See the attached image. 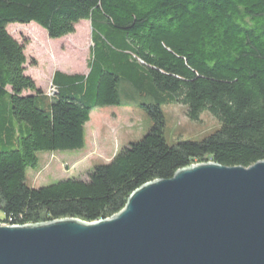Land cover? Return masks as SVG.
Listing matches in <instances>:
<instances>
[{"label": "trees", "instance_id": "1", "mask_svg": "<svg viewBox=\"0 0 264 264\" xmlns=\"http://www.w3.org/2000/svg\"><path fill=\"white\" fill-rule=\"evenodd\" d=\"M125 5L136 18L115 26L111 13L121 20L130 17ZM85 19L92 25L88 72L57 69L47 91L27 73L26 44L12 35L9 24L35 21L61 38L75 33ZM158 37L181 44L193 67L219 69L244 88L171 72ZM171 101L186 104L194 119L209 109L222 125L202 140L171 144L163 109ZM111 105L144 111L152 121L144 137L97 162L85 178L40 187L29 183L28 169L43 163L46 153L83 148L92 110ZM260 160L264 0H0L2 222L105 219L121 211L134 190L180 168L207 161L250 166Z\"/></svg>", "mask_w": 264, "mask_h": 264}, {"label": "water", "instance_id": "2", "mask_svg": "<svg viewBox=\"0 0 264 264\" xmlns=\"http://www.w3.org/2000/svg\"><path fill=\"white\" fill-rule=\"evenodd\" d=\"M0 264H264V160L180 168L105 219H0Z\"/></svg>", "mask_w": 264, "mask_h": 264}, {"label": "rangeland", "instance_id": "3", "mask_svg": "<svg viewBox=\"0 0 264 264\" xmlns=\"http://www.w3.org/2000/svg\"><path fill=\"white\" fill-rule=\"evenodd\" d=\"M125 8L130 12L127 21L110 14L115 26L124 27L136 18L132 8L126 5ZM8 29L14 37L26 44L27 73L34 76L47 91L52 89L53 73L57 69L87 72L92 44V25L89 20H82L75 33L61 38L51 37L35 21L14 22L9 24ZM156 43L164 51L165 60L171 62V72L187 78L232 81L238 88H244L239 79L227 77L219 69L211 70L206 65L193 67L186 60L185 48L170 38L158 37ZM32 58H36L38 64H33ZM163 109L167 118L166 137L171 144L179 139L202 140L222 125L219 117L209 109H205L198 119L189 116L188 106L184 103L171 101L164 103ZM151 122L150 117L138 107L111 105L94 108L86 124L85 146L60 150L58 155H51L48 162H55L52 163L53 167L45 166L42 162L37 167H30L29 183L40 187L69 177L85 178L97 162L110 160L120 148L143 138ZM3 217L4 213L0 211V218Z\"/></svg>", "mask_w": 264, "mask_h": 264}, {"label": "crops", "instance_id": "4", "mask_svg": "<svg viewBox=\"0 0 264 264\" xmlns=\"http://www.w3.org/2000/svg\"><path fill=\"white\" fill-rule=\"evenodd\" d=\"M121 24H122V22H120ZM79 25V24H78ZM78 25H77V27H78ZM62 70V69H61ZM65 71V70H64ZM87 72H88V69H87ZM53 154H57L58 155V153H56V152H52V153H46L45 154V156H44V158H43V163H47V161L50 159V157H51V155L53 156ZM49 163V162H48ZM47 163V164H48ZM53 164H55V162H52ZM52 163H50V165H49V167H53V164Z\"/></svg>", "mask_w": 264, "mask_h": 264}]
</instances>
